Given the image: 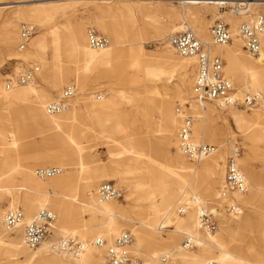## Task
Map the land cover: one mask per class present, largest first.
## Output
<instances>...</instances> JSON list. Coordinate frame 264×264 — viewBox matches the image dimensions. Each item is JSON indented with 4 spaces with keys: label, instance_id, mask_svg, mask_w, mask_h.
<instances>
[{
    "label": "bare ground",
    "instance_id": "bare-ground-1",
    "mask_svg": "<svg viewBox=\"0 0 264 264\" xmlns=\"http://www.w3.org/2000/svg\"><path fill=\"white\" fill-rule=\"evenodd\" d=\"M25 1L27 0L4 2L0 4V9ZM261 1L264 0H214V2L221 5H226L227 3L230 4L229 6H232L234 4L232 6V11L238 14L237 16H240L235 22L238 20H247L248 17L253 14V5L264 4V2ZM180 2L204 3L208 2V0H181ZM242 4H244L246 8H244ZM234 7H236L237 10ZM198 13L199 12H192L190 10H183L181 12L171 10V12L166 15V17L170 18L169 20L153 22L154 24L150 26L145 23L146 25H144V27L135 25L131 20L128 21V24L123 20H103L101 27L103 31L107 33L111 42L102 48H94L88 44L86 35L87 30L85 31L84 26L76 25L72 30L70 37V52L75 58L74 62L76 66L74 69H71L70 66L66 67L65 72H61L60 68L58 66L56 67V72L52 76V84H50L54 91L59 90L65 81H69L70 76H72L73 81L78 82V80H82L80 78L81 75L83 76L86 72H90L93 69L109 75H123L127 74V67H130L132 69L135 68L134 70H137L141 78L145 77L152 79V84H150L148 88L151 89L154 94L150 98H146L145 96L134 98L127 93L115 92L111 88H108V96L102 94L95 95V98L99 99V101H94L92 98L86 101V99L82 97H74L73 104L68 108L59 113L48 114L45 110V106L49 99V93L46 90H41V92L40 90L38 91V88H36V85L34 86L32 80L25 84H16L14 82L13 86L8 89L6 88V84L3 85L0 81V125L8 123L10 126L11 124L9 120L6 119V108L8 107L3 106L1 102L5 101L8 103L6 105L10 106L12 103L15 104L19 101H24L25 97L32 96L33 99L30 100L32 105L30 106L29 117L32 119L34 126L43 133V143L50 147L49 154L52 156L50 158L48 155V159H58L57 154H61L62 157H67L72 154L74 164L77 165L74 171H72L76 172V181L78 184L82 182L83 192L86 193L84 194V196H86L83 197L82 200H78L79 187L68 174H62L44 182L34 180L30 175L31 169L22 162V157L17 149L16 132H14L12 126H10L7 135H0L1 143H3L0 147V184L13 181L14 177L12 174L18 173L22 175L20 180L21 185L13 189V191L8 187H0V199L3 194L9 195L8 209L14 210L17 207H22L24 221L26 222L31 221L40 209L47 208L55 213V219L53 220L55 221V225H58V223H61L63 226L65 225L62 229L65 230L66 233H73V235H78L80 233L81 240L85 242L86 246L78 255L59 253V255H63L60 257L49 252L52 244L49 246L44 240L39 246L37 245L34 247V251L28 254L25 248V246H28L23 240V228L22 241L17 240L15 237H13L12 241H6L3 238V230L7 231L11 229L7 228L5 225V210L0 209V221L4 218L2 227L0 222V255L5 249L9 252L8 257H13L4 261V258H0V264L12 260L15 262L11 264H29L32 261H35L36 264H106L104 256L105 248L94 245L93 241L97 237L106 240L112 237V235H119L124 231L125 226L118 225L112 217L117 213L118 209L115 199L103 200L92 192L93 183L96 179L91 174L92 169L88 170L85 167L86 163L83 161L82 155V150L84 149L83 145L88 141L90 136L92 138L98 136L104 138V142L108 149H111L112 146L118 143L124 144L121 143V139L126 143V145H122V152L116 154H113V152L112 154H128L129 157L127 156V159L134 161L141 171L138 177L129 176L128 178L127 176L125 178L121 176L120 178L118 177V179L122 182H128L130 184V190L138 186L140 192H145L147 194L140 199L142 207L145 208L147 214L145 221L142 223H144L148 230L152 232V230H156L158 227L166 228L168 227V225H166L167 223L173 222L176 225L174 232H183L181 230L182 227L191 231L188 236L194 239L197 249L190 250L186 249L183 245L178 246L174 253L175 258L185 264H208L212 260L216 261L217 264H264V254L256 251L253 246L248 247L246 251H241L236 247L235 242L237 240L235 238L236 231L234 228L240 224L242 214L240 209L236 214L229 215L232 217L230 219L233 223L231 228L223 225V227L215 233L214 231L210 232L199 228L198 216L201 209H203V203H208L217 197V191L214 189L218 184L216 172L220 167L219 160H217L216 157L217 155H214L217 150L210 155L194 160L197 161L196 164L188 163L179 154H176L173 160H167L171 167L176 169H171L170 166H165L163 164L157 167V165L151 162L152 157L144 142V139L148 137H139L134 133V125L138 121H146V123L149 124V129H162L163 133L161 139L165 143L170 145L177 142L175 140V132L181 125L184 115L173 110V100L164 101L162 93H160L162 92V85L160 84H165L168 81L169 77H166L167 68H169L171 72L177 70L181 77V84L177 88V93L180 94V104L183 106V102L189 98L192 91L193 78L191 79L189 77L188 70L190 65L195 66L196 56H181L179 54L178 57L175 56L172 50L175 53L176 51L170 45L169 36L167 35L186 30L190 28L188 22H190V25L192 23L191 31L195 35L197 33L201 37L202 43L207 45H204L206 47L204 49H207L212 54L221 56V58L225 60V66H223L224 74L231 77L233 80L237 77L241 81L242 87H235L236 92L234 96L242 98L244 94L248 93L257 98L256 102L259 106V109L255 112L247 114L242 110L236 109L235 105L227 106L221 102L212 103H216V105H220L221 107H230L228 115L221 117L216 115L217 111L215 112V109L208 106L209 103L199 104L193 98L192 94L189 108L190 114L193 117L192 140L195 143L212 140L213 138L206 139L208 133L212 134L214 132L215 134L216 128L211 127V122L216 120L217 122H221L232 137V139L230 138L232 140L230 142V147L233 151L234 159L239 168H242L240 169L241 171L243 170L242 173L247 182V194L245 193L246 191L244 192L245 194L238 191L230 192L233 201L247 205L255 199L264 204V173L260 175L256 173L248 156L241 159L238 158L233 141L235 134L232 130L233 127H231L234 125L239 133L244 136L246 135L245 137L249 138L252 144L256 146L264 143V56L260 57L262 52H264V48L262 47L259 55L255 56L258 57L256 59L254 56L248 54L245 49L244 52L250 57L243 55L240 44V41L243 42V40L239 35L238 26H236L237 30L235 29V33L233 35L231 34V43L225 45L213 44L209 31V22L203 13ZM107 14L108 12L106 13L107 17L113 16V18H115V13L109 12V14ZM36 15L38 14L36 13ZM213 15L215 16L216 14ZM38 16L46 18L51 16V13L45 11ZM128 17L130 18L129 15ZM175 20L179 21L178 24H175ZM192 29L196 31V33ZM16 30L17 28L11 22H8L5 26L3 39L4 45L9 53L16 50L14 47L20 39V36L18 38L16 35ZM144 31H148L156 40H164L167 38L168 45L164 46V52L158 55V59L163 65L160 66L157 63L145 65L138 59L130 60L129 62L121 60L125 50L120 48L118 44L127 38L136 40ZM49 37L51 42L57 40L56 28L49 33ZM43 41L44 37L34 38L29 43L25 52H28L30 47H41ZM260 42L261 45L264 44V35L261 36ZM53 45L57 47L56 42H54ZM18 50L23 51L24 49L21 50L18 47ZM96 52H100V54ZM129 52H132L130 55H135L143 51L140 47L137 50H130ZM231 78L229 79L233 82ZM14 86L25 87L15 90L16 87L13 88ZM60 94L61 90L58 95L60 96ZM155 95H157V97H155ZM75 96L81 95L76 93ZM79 104H83L87 107L92 126L90 127L89 133L85 135H80V132L76 131V129L79 128L76 124ZM123 105L125 106L123 107ZM125 120H127V122ZM81 137L86 139V141H81ZM262 151L264 153V148ZM181 155L184 156L182 153ZM116 159L121 161L123 158L117 156ZM166 159L168 158L166 157ZM162 166L165 167L163 168ZM36 169H34L32 173L35 178H39L35 173ZM203 176L208 177L206 183H202L203 180H201V178ZM48 189L58 190L65 194L73 195L72 197L78 200L79 204H69L68 201L62 199L55 201V203H51L46 197ZM238 205L240 206V204ZM180 207L184 210L182 213L183 215L178 214V208ZM81 211H87L91 219L96 220L97 225L92 228L93 230L86 228L84 224L82 227L70 226L75 223L78 224V222L81 221ZM223 222L226 221L222 219V223ZM69 223L71 224L68 226ZM21 227L22 226L19 225L12 230H17ZM58 227L59 225L57 228ZM130 230L132 231L131 233H133V245H131L132 248L129 247L132 243L131 241L128 249L134 254H141V248L147 239L146 231L138 226ZM201 233L203 234V238L199 237ZM92 234L94 238L92 242H89L86 237ZM113 238H111L109 242H111ZM262 239L264 241V231L262 232ZM2 240L4 241L1 242ZM19 253L25 254V258L21 261L15 258ZM66 255L71 257L66 258ZM163 255H165V257L170 256L169 252H165ZM141 257L145 264H151L150 256L142 254ZM152 258L154 257L152 256ZM161 258L159 260H161Z\"/></svg>",
    "mask_w": 264,
    "mask_h": 264
},
{
    "label": "rangeland",
    "instance_id": "rangeland-1",
    "mask_svg": "<svg viewBox=\"0 0 264 264\" xmlns=\"http://www.w3.org/2000/svg\"><path fill=\"white\" fill-rule=\"evenodd\" d=\"M9 1L12 2L14 0H0V4ZM180 1L181 0H27L25 2L15 3L4 7L0 9V81L3 83V85H5V81L8 78H15L24 70L34 69L35 74L32 82L34 83V86L36 85L38 91L40 90L41 92V90H46L49 93V99L47 103L53 100L55 97L59 96L58 94L60 93V90L62 91V88L69 83H74L77 87L76 93L81 95L74 97H82L83 99H86V101L90 100L91 98L94 101H99V99L95 98L96 94L108 96V88H111L115 92L127 93L134 98H138L140 96L150 98L154 94L153 91L148 88L150 84H152V79L145 77L141 78V76L137 73V70H134L135 68L132 69L130 67H127V74L123 75H109L103 72L100 73L96 69H93L90 72H86V74L83 76H80L79 74L82 80H78V82L73 81L72 76H70V80L65 81V83L59 88V90L55 91L50 86V84H52V76L55 74L57 66L60 68L61 72H65V68L68 66H70L71 69H74L76 66V63L74 62L75 58L70 52L71 32L76 25L84 26L85 31L89 27L96 29L97 31L108 37L110 44L111 41L109 36L105 31H103L101 27L103 20H123L127 22L126 24H128V21L131 20L133 23H135V25L144 27V25H146L145 23L149 24L150 26L154 24L153 22L169 20L170 18L166 17V15L170 13L171 10H177L180 12L183 10H190L192 12H199L205 15V18L209 22V31L210 26L213 24V22L217 19H220L223 22L229 24V29L232 35L237 30L236 26H238L239 23L242 22V20H238L237 22H235L236 19L240 16H237L238 14H235L232 11V6L234 4L232 6H229L230 4L227 3L226 5H221L214 2V0H208V2L204 3ZM45 11L50 12L51 16L46 18H41L38 16L40 13ZM107 12L108 14L109 12L115 13V18H113V16L107 17ZM252 12L253 14L249 16L247 20L251 19L257 14H264V4L253 5ZM36 13L38 15H36ZM213 14L216 15L214 16ZM128 15L130 16V18L128 17ZM8 22L13 23V25L17 28L16 35L18 38L21 23L28 22L35 25L36 32L30 38L29 43L34 38L44 37V41L41 47H30L29 51L25 52V50L29 46L28 43L27 47L23 51H19V39L16 46L14 47L16 50L14 49L15 51L9 53L4 45L3 39L5 26ZM174 22L175 24H178L179 21L175 20ZM188 23L190 28L187 29L191 30L192 23L191 25L190 22ZM55 28L57 30V40H55L54 42H56L57 47L53 45L54 42H51V39L49 37V33ZM194 32L196 33V31ZM196 35L199 37L201 42H203L201 37L197 33ZM167 36H170V34ZM229 43H231V41ZM240 44L243 55H245L246 57H250L244 52L242 41H240ZM118 45L120 46V48H123L125 50L121 58V60H123L124 62L138 59L145 65L157 63L161 66L163 65V63L158 59V55L164 52V46L168 45V41L167 38L164 40H156L153 38L152 34H150L148 31H144L142 35L136 40L133 38H127L121 41ZM204 45L207 46L205 43H202L203 48H206ZM140 47L143 52L136 53L135 55H130L132 54V52H129L130 50H137ZM262 47L264 48V44L262 45ZM172 52L175 56L178 57L177 53H175L173 50ZM96 53L100 54V52ZM263 56L264 52H262L260 57ZM254 58L256 59L258 57L254 56ZM223 61V66H225V60L223 59ZM166 72V77H169L168 81L165 84H160L162 85V92L160 93H162L164 101L173 100L174 111H176L178 107H182L183 109L184 107H187L186 111L188 112V114H190L189 108L191 104L190 102L192 100V91L189 95V98H187L186 101L183 102L182 106L180 104V94L177 93V88L181 84L180 73L177 70L171 72L169 68H167ZM188 72L189 77L192 79L194 75V65H190ZM226 77L231 78L229 76ZM233 83L235 84V87H242L241 81L237 77L234 78ZM15 87V90H19L24 88L25 86H14L13 88ZM155 97H157V95H155ZM73 98L72 100H70V105L73 104ZM31 99H33L32 96H29L27 98L25 97L24 101H19L15 104L12 103L10 106L6 105L8 103H6L5 101L1 102L3 106L8 107L6 108V119H8L11 123L10 126H12V130L16 132L15 137L17 139V149L22 157L23 164L27 165V167L31 169L30 175L32 176V178L41 182L62 174H68L73 182L78 185V200H82L83 197L86 196H84V194L86 193L83 192L82 182H79L78 184V182L76 181V172L73 171L74 168L77 167V165L74 164L73 155L71 154L67 157H62L61 154H57L58 159H48V155L50 158L52 156L49 154L50 147L43 143V133L40 132V130L36 126H34L32 119L29 117L30 106L32 105V102L30 101ZM124 106L125 105H123V107ZM208 106L215 109V112L217 111L216 115L221 117L228 115V111L230 109V107H221L220 105H216V103H209ZM258 107L259 106L257 105V102L252 106H247L244 104L235 106L236 109L242 110L247 114L255 112L257 109H259ZM78 108V118L76 124L79 128L76 129V131L80 132V135H85L86 133H89L90 127H92L91 121L88 116L87 107H85L83 104H79ZM125 121L127 122V120ZM148 125L149 124H147L146 121H138L134 125V133H136L139 137H148L144 139V142L147 146L148 152L152 157L151 162L154 165L160 167V164H163L165 166L171 167L170 163L167 160H173L176 154H179L188 163H197V161H192L185 156H182L178 149L177 132L180 126L175 132V140L177 142L175 144L173 143L168 145L161 139L163 133L162 129L155 128V130H151L149 129ZM10 126L8 123L0 125V135H7L10 130ZM211 127L216 128L215 134L214 132L212 134L208 133L206 135V139H213L210 141L206 140L204 142L200 141L199 143H208L217 147V152L214 154L217 155L216 157L217 160H219L220 164L219 170H217L216 172L218 184L216 185V187H214V189L217 191V197L208 203H203L202 206V208H209L215 212V216L217 218V229L214 231L215 233L221 227H223V225L229 228H231L233 225L230 219L232 217L222 213L223 200L219 196V190L221 187H223L224 184V166L227 159L233 155V151L230 147L232 137L228 133L226 127L222 125L221 122H217V120L211 122ZM231 127H233L232 130L235 134L233 141L238 154V158L241 159L245 156H248L256 173H258V175L264 173V153L262 151V149L264 148V143L256 146L252 144L249 138L245 137L246 135L244 136L243 134L239 133L234 125H232ZM81 139V141H86V139L82 137ZM103 139L104 138L99 136L93 138L90 136L88 138V141H86V143L83 145V161L86 163L85 167L88 170L92 169L91 174L96 179L93 183L94 185L92 187V192L97 194L98 185L104 181H112L115 183V185L121 188L123 192V198L115 199L118 209L117 213L112 216L115 219L116 223L118 225H124V230H130L131 228L138 226L146 231L147 239L146 242H144L143 247L141 248V254H134L129 250L130 253L134 257H137L142 261L143 258L141 257V255L147 254L151 257V264H162L161 260L159 259L165 256L163 255L165 252H169L170 256H167L168 260L163 264H185L175 258L174 253L178 246H182V240L186 236H188L191 231L182 227L181 230L183 232H174L176 225L173 222L167 223L166 225H168V227L166 228L158 227L156 230H152V232L146 228V226L142 222L145 221V217L147 214L145 208L142 207L140 198L146 196L147 194L145 192H140L138 186L130 190V184L128 182H122L118 179V177L120 178L121 176L125 178L127 176L128 178L129 176L138 177L141 170L134 161L127 159L129 157L128 154L126 155L124 153H120L119 155H113L118 152H122V145H126L123 139H121L120 141L124 144L118 143L117 145L112 146L111 149H108L106 143L104 142L105 139ZM1 142L2 141L0 140V147L3 144ZM117 156H120L123 159H121V161H118L116 159ZM166 157L168 159H166ZM53 166L60 167L61 171L58 174L45 179H39L33 176L32 172L34 171V169ZM165 166L162 167L164 168ZM171 169L176 168L171 167ZM12 175L14 177V180L5 184H0V187H8L13 191V189L20 186L22 175L18 173H13ZM201 180H203L202 183H206L208 181V177L203 176ZM245 193H248V189ZM72 196L73 195L65 194L58 190L48 189L46 197L51 203H55V201L62 199L68 201L69 204H79L78 200H76ZM9 199L10 196L7 194H3L0 199V209L5 210V215L8 211H10L8 209ZM235 202L240 204V211H242L240 224L234 228V230L236 231L235 238L237 240L235 242L236 247L241 251H246L248 247L253 246L256 251L264 254V241L262 239V232L264 231V204H262L259 200L256 201L255 199L247 205L241 204L237 201ZM17 208L22 210V207ZM178 214L182 213L178 212ZM80 217L81 221L78 222V224L75 223L74 225H70L71 223H69L68 226L70 225L71 227H82L84 224L86 228L93 230L92 228L97 225L96 220L91 219L87 211H81ZM222 219L226 222L222 223ZM3 220L4 218L0 221L1 227L3 226ZM58 225L59 227L57 228ZM58 225H55V221L51 223L49 236L47 237V239H45L49 246L59 238L69 235L76 236L81 240L80 233L78 235H73V233H66V231L62 229L65 225L63 226L61 223H58ZM21 226L22 227L17 230H3V238L6 241H12L13 237H15L17 240L22 241L23 224ZM116 236L112 235V237L106 239V241L109 242L111 238ZM199 237L203 238V234L201 233ZM86 238L89 240V242H92L94 235H88ZM3 241L4 240H2L1 242ZM131 245H133V241L129 246L130 248H132ZM25 248L28 254L31 251L35 250V248H29L26 246ZM186 249L195 250L197 249V246ZM49 252L60 257L63 256L59 255L58 252H52V250L50 249ZM8 255L9 252L4 249L3 252H1L0 258H4L3 261L13 258L8 257ZM66 256V258L71 257L69 255ZM152 256L154 258H152ZM15 258L18 261H21L25 258V254L19 253ZM12 262L15 261H8L4 264H11ZM29 264H36V262L32 261Z\"/></svg>",
    "mask_w": 264,
    "mask_h": 264
},
{
    "label": "built area",
    "instance_id": "built-area-1",
    "mask_svg": "<svg viewBox=\"0 0 264 264\" xmlns=\"http://www.w3.org/2000/svg\"><path fill=\"white\" fill-rule=\"evenodd\" d=\"M244 6V4H242ZM236 10L237 8L234 7ZM246 8V6H244ZM19 49H25L29 38L36 32V26L28 22L20 24L19 29ZM239 35L243 40V48L251 56L259 55L262 50L260 38L264 35V14H257L252 19L242 21L238 25ZM88 44L94 48H102L109 43V39L96 29L89 27L86 31ZM210 35L215 45H225L231 41L229 24L217 19L210 26ZM169 43L177 54L181 56H196L195 73L192 84L193 98L199 103L221 102L224 105H254L257 98L248 93L242 98L235 97V86L233 82L225 76L221 56L210 53L202 46L200 39L191 31L183 30L174 32L169 36ZM35 70L27 69L15 78H8L5 81L6 88H11L14 84H25L34 78ZM77 87L74 83H69L62 88L61 94L56 99L49 101L45 110L48 114H55L68 108L70 100L76 95ZM187 107H178L177 112L182 113L181 125L177 132V140L180 152L189 160H198L210 155L217 150V147L208 143H195L192 140L193 117L186 111ZM61 171L60 167H44L35 170L39 178H48ZM247 190V182L244 174L237 165L234 156H230L224 166V184L220 188V198L223 200V213L226 215L236 214L240 206L233 201L230 192L238 191L244 193ZM97 196L103 200L123 198L121 188L112 181L101 182L97 187ZM179 213L184 210L178 208ZM55 219L54 214L45 209H40L34 218L29 222H24V215L21 209L10 210L5 215V225L9 229H14L23 224V240L29 248H34L47 239L50 233V226ZM199 228L206 231L217 229V218L215 212L209 208H203L198 216ZM132 241L130 230H124L114 237L111 242L104 238L97 237L93 244L105 248L106 264H145L141 259L134 257L128 246ZM185 248L196 246L195 241L190 236L182 240ZM85 242L76 236L61 237L51 245V250L58 253L78 255L85 249ZM168 257L163 256L161 263H165ZM208 264H217L210 261Z\"/></svg>",
    "mask_w": 264,
    "mask_h": 264
}]
</instances>
